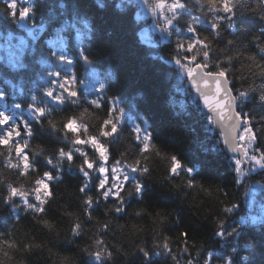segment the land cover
<instances>
[{
  "label": "trees",
  "instance_id": "trees-1",
  "mask_svg": "<svg viewBox=\"0 0 264 264\" xmlns=\"http://www.w3.org/2000/svg\"><path fill=\"white\" fill-rule=\"evenodd\" d=\"M72 2L36 0L35 30L43 23L45 31L38 33L39 39L34 45L26 33L6 23L0 15V91L6 93L4 100H0V110L8 111L14 118L23 117L33 131L30 138L24 137L28 139L26 151L32 164L27 175L22 176L17 169L8 167L9 158L16 162L14 149L9 152L0 147V264H142V261L144 264H176L172 256L155 248L165 236L179 264H187L189 259L194 264L202 261L210 247L221 248L219 238L213 232L217 220L225 218L221 213L223 206L239 205L236 217L264 214V171L248 173L250 182L261 186L253 193L254 205L248 209L244 184L235 183L228 148L224 147L220 134L212 128L208 115L199 108L197 98L189 91L184 79H180L182 76L176 66L151 58L153 55L170 56L176 37L167 38L166 35L150 32L153 35L150 40L155 47L138 43L139 30L148 27V18L140 15V2L131 0L127 14L121 16L113 9V0H106L107 7L104 9L95 7L93 0H86L87 7L82 11L87 12L100 31L92 41H83L93 64L89 66L80 62L76 67L80 79H83L81 74L88 67L98 71L107 85L106 95L118 98V107L125 109L117 134L105 141L109 146L108 164L122 165L123 173L118 177L122 179L124 173L130 172L127 165L138 157L144 163L139 144L131 132L134 125L149 133L156 146L155 151L147 153L149 173L145 176L130 173L129 181L124 182L123 212L116 213L114 208L118 201L114 197L105 200L96 188L99 173L93 171L90 177L85 178L77 167L82 157L76 154V148L81 147L90 159H94L92 149L74 144L72 135L61 130L64 117L78 115L88 108L89 111L84 112L81 119L90 131L95 132L99 118L106 114L107 101L103 110L91 107L80 85L82 95L79 104L66 103L59 106V110L57 106L49 105L50 117L42 118V125L33 120L25 109L13 107L18 102L26 104L35 94L41 72L47 71L37 60L50 57L51 46L47 41L64 18L70 15ZM166 2L171 3L172 0ZM181 2H186L192 15L200 16L203 22L199 31L201 36L211 41V70L215 71L217 62L230 69L228 79L233 94L249 85L255 89L242 104L237 102L236 110L249 115L258 137L256 146H264V103L258 99L264 88V77L254 75L258 70L250 68L251 61L247 60L249 55L256 54L257 62L264 63V56L258 54L251 41L262 22L246 12L238 16L236 31L222 27L220 34L216 35L207 27L212 17L207 13L204 0ZM62 3L67 7L61 8ZM257 3L258 0H240L237 9L257 8ZM260 10L257 8L258 12ZM137 16L139 20H136ZM183 23V20L179 21L178 26H183ZM9 31L23 36L36 49L34 56L25 57L27 67L23 70H12L7 64L8 54L4 47ZM67 35V50L74 54L80 42L74 39L73 33ZM189 35L184 33L185 38ZM229 40L233 44L229 45ZM226 57H232L230 63L225 60ZM110 71L116 74L117 79L108 77ZM48 119L57 122L55 129L48 125ZM61 148L71 150L75 160L70 163L59 157L57 152ZM204 148L208 151H203ZM173 154L189 167L198 166L194 172L196 187H187V176L183 172L180 176L170 177L167 157ZM47 159H51L52 163L48 164ZM45 171L52 173L53 180L49 182L52 196L43 213L29 207L20 198L5 201L8 186L12 184L23 186V190L29 193L28 204L35 205L34 181ZM132 176L143 183L142 198L134 193ZM86 179L88 187L82 193L80 188ZM87 196L98 201L90 211L84 204ZM77 224L80 226L79 235H74L72 227ZM182 232L188 233V253L182 251L185 246L180 236ZM97 240L103 241L99 247L105 254L100 262L89 255L97 249ZM243 243L242 239L241 247ZM138 247H146L150 251L155 249L160 254H153L144 261L142 254L136 251ZM108 252H111L110 257ZM253 264H264V257L258 253Z\"/></svg>",
  "mask_w": 264,
  "mask_h": 264
},
{
  "label": "snow or ice",
  "instance_id": "snow-or-ice-1",
  "mask_svg": "<svg viewBox=\"0 0 264 264\" xmlns=\"http://www.w3.org/2000/svg\"><path fill=\"white\" fill-rule=\"evenodd\" d=\"M142 2L151 15L158 18L156 26L160 31L165 33L167 38L176 37L174 49L170 56L165 58L153 55L151 58L173 64L181 74L186 75L199 93V99L202 101L203 107L210 113L208 115L209 121L216 123L219 120L220 122L228 121L230 123L231 132L229 136L225 137L224 143L227 145L229 152L233 154L228 159L230 167L235 173V183H242V178L246 175L245 169H247V173L256 170L264 171V146H256L258 137L251 125L249 115L242 110H236L237 102L239 101L242 104L245 98L255 89L252 85H249L248 88L236 90V94H233L228 79L230 69L222 67L217 62L214 65L215 71L211 70V41L200 35L199 26L203 22L200 16L192 15L186 2H181V0H172L171 3L166 2V0H142ZM204 3L207 5V13L211 14L212 17L208 21L207 27L216 35L220 34L222 27L236 31L238 16L244 15L246 12L257 16L262 23L257 29V33L252 35L251 41L255 44L258 54L264 56V42H262L264 36L261 35L264 34V0H258L257 8L261 9L259 12L257 8L238 11L237 4L240 3V0H204ZM0 4H3V7H0V15H2L4 21L13 27L26 30L27 36L34 45L35 41L39 39L38 33L45 31L43 23L38 30H35L36 0H0ZM93 4L98 9L107 7L106 0H93ZM130 4L131 0H113L112 7L118 15L123 16L127 14ZM60 7L66 8L67 5L62 3ZM86 7V0H73L70 15L47 41V44L51 46L50 57L37 60V63H42L47 71L41 72L35 94L30 96L29 102L26 104L18 102L13 105L17 110L25 109L29 112L31 118L38 124H43L42 118L50 117V103L57 106V110H59V106L66 103L77 105L80 102L82 95L80 85H85L87 82L79 78L76 71L77 64L80 62L89 66L93 64L87 48L83 47V41H92L100 31V27L87 12L82 11ZM185 16L187 19H185ZM136 20H139L138 16ZM181 20L184 21L183 26H178V22ZM68 33H73L74 39L80 42V46L74 54L67 50ZM184 33L191 35L185 38ZM138 36V43L141 45L155 47L150 39L145 38L143 29L139 31ZM13 41H16V43L13 44ZM227 43L231 45L233 41L229 40ZM5 48L8 52L7 64L12 70L25 69L27 67L25 57L36 54L35 47L30 45L27 39L23 36H17L11 31L7 32L5 36ZM225 60L230 63L232 57H226ZM247 60L251 61L250 68L254 67L258 70L254 75L264 77V63L257 62L256 54L249 55ZM107 75L110 79H117L116 74L112 71L108 72ZM96 84L93 85V93H89L85 88L84 98L91 107L97 110H103L105 101H107L106 114L104 117L99 118L97 130L95 132L90 131L88 125L81 119L84 112L89 111L88 108H85L84 112L78 115L72 114L64 117L61 130L72 135L74 144L78 146L86 145L92 149L95 154L94 159H90L87 152L81 147L76 148V154L82 157L81 163L77 167L85 178L90 177L93 171L99 173V182L96 184V188L101 191L105 200L114 197L118 201L114 211L121 213L124 211V193L122 191L125 187L124 182L129 181L130 173H139L140 176L149 173L146 162L147 153L155 151L156 146L152 143L149 133L141 126L134 125L131 132L139 144L144 163L141 162L139 157L129 163L127 167L130 172L124 173L122 179L117 175L119 171L117 167H112L109 170L107 166L109 146L105 141L117 134L125 109L118 107V98L106 95L107 85L104 82L97 81ZM5 95L4 91H0V100H4ZM89 95H92L93 98L88 99ZM258 99L261 103H264V88L261 89ZM47 123L53 129L57 127V122L53 119H48ZM145 123L147 122L145 121ZM32 135V127L26 119L23 117L14 118L8 111L0 110V147L7 149L9 152L14 149L16 162L13 163L9 158L8 167L17 169L22 176L27 175L32 167L26 151L28 139L24 138H30ZM22 138H24L23 142H21ZM203 151L207 152L208 149L204 148ZM57 155L67 159L70 163L75 160L74 153L71 150L65 151L61 148L58 150ZM167 159L169 161L168 172L170 177L180 176L183 172L187 176V187L194 188L197 186L194 172L198 170V166L189 167L174 154L168 156ZM47 163L51 164V159H47ZM52 180L53 175L48 171L43 172L35 179V188L33 189L34 200L37 202L35 205L28 204L27 197L29 193L23 190V186L17 187L12 184L8 186L5 201L20 198L29 207H34L36 211L43 213L46 203L52 196L49 183ZM131 180L133 181L134 193L142 198L143 183L135 176H132ZM87 187L88 180L86 179L80 191L85 192ZM174 187L178 188L179 185ZM205 191L207 192L208 189H205ZM94 203H98V201H94L91 196H87L84 200V204L87 206L86 210L90 211ZM238 208L239 205L237 204H228L222 207L221 213L225 218L217 220L216 229L213 232L214 236L219 238L221 248L210 247L204 253L203 260L197 261L195 264H217V262L219 264H253L258 253L261 257H264V214L236 217L235 213ZM161 222H163V218H161ZM45 223L47 222L45 221ZM79 229L78 224L74 225L72 227L73 234L79 235ZM180 236L183 238L185 245L182 251L188 253V233L182 232ZM242 239L244 243L241 247L240 241ZM102 243V240H97V249L89 252V255L97 262H100L105 255L99 247ZM155 248L162 249L168 256H172L176 264H179L176 256L172 255L168 237L165 236L163 242L156 245ZM85 251L88 252V249L85 248ZM136 251L142 254L144 261H147L153 254H160L155 249L150 251L146 247H138ZM107 255L110 257L111 252H108ZM142 264H144L143 261ZM187 264H194V261L189 259Z\"/></svg>",
  "mask_w": 264,
  "mask_h": 264
},
{
  "label": "rangeland",
  "instance_id": "rangeland-1",
  "mask_svg": "<svg viewBox=\"0 0 264 264\" xmlns=\"http://www.w3.org/2000/svg\"><path fill=\"white\" fill-rule=\"evenodd\" d=\"M132 1H136L137 3L140 2V12H141L140 15L142 17L148 18V20L146 22L148 27L141 28V29H143V31L145 33V38L146 39H152L153 35H151L150 32H153V34L156 33V34H158L160 36L166 35L165 33H162L160 31V29L156 26V21H157L158 18L153 17L151 15V13L148 11V9L144 6L142 0H132ZM180 75L182 76L180 79H184V81L187 83L186 75L185 74H181V73H180ZM108 167H109V170H111L112 167H117L118 170H119L117 175L122 173L121 169L117 165H109ZM245 172H246V175L242 178V182L244 184L243 186L245 187V197H246V200H247V202L249 204L248 205V209H250V207L254 205V202L252 201V199L254 198V194L253 193L256 192L258 189H260L261 186L258 183H253L252 184L250 182V178L248 176L247 169H245Z\"/></svg>",
  "mask_w": 264,
  "mask_h": 264
},
{
  "label": "water",
  "instance_id": "water-1",
  "mask_svg": "<svg viewBox=\"0 0 264 264\" xmlns=\"http://www.w3.org/2000/svg\"><path fill=\"white\" fill-rule=\"evenodd\" d=\"M187 82L189 84V90L195 94L198 98V101H199V107L201 108V110L203 112H205L206 114H210L208 112V110L206 108L203 107V104H202V101L199 99V93L195 90V88L192 86L191 82L187 79ZM212 127L217 130L218 132L221 133L222 135V139H223V142H224V139L225 137L229 136L230 135V132H231V126H230V123L228 121H224V122H220L219 120H217L216 123H212ZM225 146H227L225 144ZM238 155V154H237Z\"/></svg>",
  "mask_w": 264,
  "mask_h": 264
}]
</instances>
